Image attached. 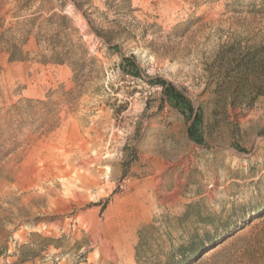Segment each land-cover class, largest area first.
<instances>
[{"label":"rangeland","instance_id":"374dc122","mask_svg":"<svg viewBox=\"0 0 264 264\" xmlns=\"http://www.w3.org/2000/svg\"><path fill=\"white\" fill-rule=\"evenodd\" d=\"M60 15L77 77L42 63ZM263 73L264 0H0V264H179L213 239L192 264H264Z\"/></svg>","mask_w":264,"mask_h":264},{"label":"trees","instance_id":"16d2710c","mask_svg":"<svg viewBox=\"0 0 264 264\" xmlns=\"http://www.w3.org/2000/svg\"><path fill=\"white\" fill-rule=\"evenodd\" d=\"M87 21L90 23L89 20ZM69 22H71V19H69L66 15H60L57 18L53 16L45 20L46 27L51 29L55 25H57V27L47 40L50 56L48 58H44L42 63L59 66L68 65L70 66L74 76L77 77L82 75L85 71L84 59L88 56V48L85 45L80 46L79 44H76L74 46L71 44L69 40L70 35L67 33V30L69 29ZM112 41L113 40L109 39L106 40L107 49L118 52L119 47L117 45H113ZM75 48L76 50H74ZM8 56L9 62L24 61L26 59L22 56L20 48L16 45H10ZM254 59L253 55H244L242 60H240V65L238 66L240 71L239 73L246 76V72L252 70L255 66ZM120 68L131 76H135L137 73V67L128 59L121 58ZM258 78L264 82V73L260 74ZM149 83L161 87L164 103H168L173 109L179 111L183 115L187 112H191V108L186 104L183 94L180 91H177L173 86L161 79L149 81ZM194 118L196 120L199 119L197 115H194ZM197 131V128L192 126L189 130V134L191 136H196L195 133ZM260 211H262L261 208H257L254 213L257 215ZM215 241L216 240L213 239L211 243H214ZM211 243L207 245L204 243L199 245L191 243L187 248H181L179 264H192L191 262L193 259H195L200 253L204 252Z\"/></svg>","mask_w":264,"mask_h":264},{"label":"bare ground","instance_id":"6f19581e","mask_svg":"<svg viewBox=\"0 0 264 264\" xmlns=\"http://www.w3.org/2000/svg\"><path fill=\"white\" fill-rule=\"evenodd\" d=\"M213 250H214V249H213ZM210 252H212V250L207 251L206 253H204L203 256H206V255L209 254Z\"/></svg>","mask_w":264,"mask_h":264}]
</instances>
